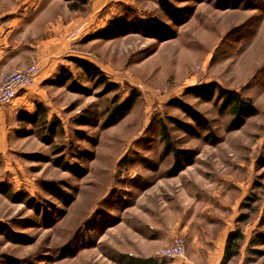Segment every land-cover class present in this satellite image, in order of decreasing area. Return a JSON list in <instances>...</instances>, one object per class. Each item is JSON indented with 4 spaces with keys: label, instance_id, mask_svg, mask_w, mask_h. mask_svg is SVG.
I'll use <instances>...</instances> for the list:
<instances>
[{
    "label": "rangeland",
    "instance_id": "rangeland-1",
    "mask_svg": "<svg viewBox=\"0 0 264 264\" xmlns=\"http://www.w3.org/2000/svg\"><path fill=\"white\" fill-rule=\"evenodd\" d=\"M167 1L179 9L175 20L157 0L79 3L87 25L69 33L64 64L84 91L53 85L54 78L43 85L46 102L20 111L0 107V222L19 236L0 234V264H125L124 256L188 264L162 259L163 247L143 238L151 216H167L159 225H176V237L185 236L183 226L198 237L207 233L202 228L240 229L244 240L230 264H264V246L248 245L264 233V0ZM152 18L161 32L138 27ZM105 28V36L93 38ZM70 58L94 64L118 90L105 93ZM211 83L250 99L258 114L228 131V112L192 90ZM132 92L138 100L130 113L106 126L114 98L124 101ZM173 100L199 111L208 128L193 124ZM37 105L44 121L21 119ZM82 116L88 126L76 123ZM161 121L175 149L191 153L181 171L164 152ZM57 160L83 175L63 171ZM50 183L67 199L45 191Z\"/></svg>",
    "mask_w": 264,
    "mask_h": 264
},
{
    "label": "crops",
    "instance_id": "crops-1",
    "mask_svg": "<svg viewBox=\"0 0 264 264\" xmlns=\"http://www.w3.org/2000/svg\"><path fill=\"white\" fill-rule=\"evenodd\" d=\"M63 3H69V6H64ZM79 8L77 1L0 0V78L32 64L38 65L40 69L34 86L20 91L7 107L16 111L27 110L28 106L37 101H47L43 85L56 78L61 68H65L64 63L69 58L66 54L71 46L69 33L81 25H87V19L81 17ZM167 219V216L148 217L146 222L149 224L143 228L146 233L142 235L145 236L143 238L158 245L157 249L170 245L176 237V225H159ZM185 228L183 226L181 231L185 235L184 258L187 263L220 264L227 236L233 229H225L223 225L218 231L217 228H202L211 235L206 233L207 235L198 237L192 236L193 229L185 232ZM149 261L164 264L155 259Z\"/></svg>",
    "mask_w": 264,
    "mask_h": 264
},
{
    "label": "trees",
    "instance_id": "trees-1",
    "mask_svg": "<svg viewBox=\"0 0 264 264\" xmlns=\"http://www.w3.org/2000/svg\"><path fill=\"white\" fill-rule=\"evenodd\" d=\"M69 1H77L80 4H85L86 0H69ZM157 4L161 11L171 20H175L178 16L179 9L168 2L167 0H157ZM139 28L150 31L152 34L159 33L163 30V26L156 21L155 19H149L147 21H138L137 23ZM107 28L100 31L97 35L93 36L94 39L102 38L106 35ZM69 61L73 63L76 67L80 68L86 76L95 80L97 86H103V90L105 93H113L118 90L117 84L111 83L107 80L106 76L103 72L94 64L78 58H70ZM66 82H69L67 88L69 91L74 93H82L84 88L77 84L74 80H72V76L70 71L66 68H61L58 72V75L54 79L53 85H63ZM195 95L201 100L209 101L214 98L217 103L220 105L221 111H226L231 116V120L228 124V131H236L240 129L245 121L251 117H254L258 114V110L255 105L252 103L250 99L244 98L239 92L235 90L225 89L221 86H218L215 83L207 84L192 88ZM138 100V94L136 92H132L124 101H119L117 97L112 101L111 107L108 109V123L106 126H111L124 117H126L134 105ZM172 105L177 107L181 112L187 116L193 124L197 126H201L205 129L208 128V122L206 118L191 105L181 101V100H173L171 102ZM21 119L27 120L31 124H37V122L42 119L44 121L46 119V113L44 108L41 105H37L35 112L32 115H21ZM171 122L178 127L179 130L184 133L200 138V134H198L193 126L188 123L180 122L176 119H172ZM78 125L88 126L90 122H88L86 116H82L76 122ZM161 140L163 142L164 152L165 154H172L175 159V168L176 171H181L182 167L180 163L184 159L186 163H190L191 161V153L188 150H179L175 149L174 144L171 140L167 125L161 121L159 123ZM81 135V134H80ZM205 139V138H203ZM215 138L212 136V142H215ZM63 151V150H61ZM56 152V154L61 153ZM30 157V156H29ZM34 156H31V159ZM77 158H81L82 155H77ZM40 161V160H34ZM57 166L62 167L63 171L69 172L75 175H83V170H81L77 166L68 165L66 163L61 162V160H57ZM45 191L49 194L57 197L60 200H66L67 195L63 190L58 188L55 183H50L44 186ZM261 225H264V218L260 221ZM0 234L10 236L11 238L17 239L19 236L14 234L11 229L0 222ZM244 240V235L240 229H236L233 232L229 233L225 242L224 255L220 264H230V262L239 255L240 248L242 242ZM249 248L254 246H264V233L256 232L254 236L248 242ZM126 259L125 264H158L153 261L144 260L141 258L133 257V256H124ZM10 260V259H8Z\"/></svg>",
    "mask_w": 264,
    "mask_h": 264
},
{
    "label": "built area",
    "instance_id": "built-area-1",
    "mask_svg": "<svg viewBox=\"0 0 264 264\" xmlns=\"http://www.w3.org/2000/svg\"><path fill=\"white\" fill-rule=\"evenodd\" d=\"M39 72L38 65L32 64L24 69L11 71L0 78V107L11 105L20 91L34 86ZM159 256L162 259L184 258V238L182 236L175 237L170 245L161 249Z\"/></svg>",
    "mask_w": 264,
    "mask_h": 264
}]
</instances>
